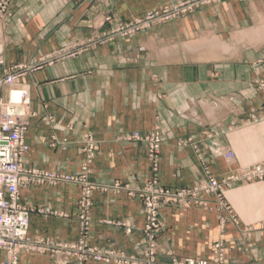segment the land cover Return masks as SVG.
<instances>
[{"label":"crops","instance_id":"crops-1","mask_svg":"<svg viewBox=\"0 0 264 264\" xmlns=\"http://www.w3.org/2000/svg\"><path fill=\"white\" fill-rule=\"evenodd\" d=\"M178 0H13L0 18L6 65H32L60 45ZM33 116L23 165L39 174H81L97 185L83 236L81 185L32 181L20 187L28 234L64 244L141 255L143 206L136 189L155 176L168 188L221 179L264 162V0H223L188 16L116 38L75 58L27 71ZM6 96V90H3ZM158 129L159 163L124 134ZM94 141L87 163L85 135ZM234 152L231 159L224 153ZM119 182L120 190L112 188ZM230 208L164 205L158 254L209 259L221 241L227 264H264V180L232 181ZM129 230V231H127ZM63 255V256H62ZM5 253L0 249V264ZM64 254L22 253L18 264H77ZM88 264H104L89 262Z\"/></svg>","mask_w":264,"mask_h":264},{"label":"built area","instance_id":"built-area-1","mask_svg":"<svg viewBox=\"0 0 264 264\" xmlns=\"http://www.w3.org/2000/svg\"><path fill=\"white\" fill-rule=\"evenodd\" d=\"M13 0H0V18L11 14ZM223 0H178L157 9L146 11L130 20L115 22L105 17L104 23L109 27L89 38L75 40L58 46L40 55L32 65L22 63L6 65L4 43L0 39V249L5 253L3 264H18L22 253L39 252L50 255L64 254L74 257L77 264L100 262L104 264H227L225 247L221 241L212 247L209 259L172 256L163 262L158 254V236L163 222L159 210L164 205L208 207V197H214L218 206L228 209L224 192L232 181H253L264 179V162L241 165L235 171L218 179L209 174L190 187L168 188L160 185L155 176L147 180L144 186L135 190L143 206L144 222L141 232L144 246L140 256L120 249H99L87 245L84 240L78 244H64L42 238H32L28 234L30 209L20 203L19 189L32 181L47 180L49 183L74 182L81 185L78 200L80 226L83 236H87L90 222L89 209L92 191L97 187L87 181V168L81 174H39L23 165V157L28 149L25 137L33 112L30 109L28 88L19 80L27 72L43 65H52L58 61L72 59L98 45L106 44L116 38L134 35L153 25L185 17L194 11L216 4ZM6 96H3V90ZM83 150L87 153V163L94 154L95 146L92 137L85 135ZM122 139L129 142H143L151 159V171L158 169V153L161 146V133L158 129L147 132L138 130L124 134ZM225 159L234 156L232 150L224 153ZM115 187H122L116 182ZM264 226V225H263ZM129 231V230H127ZM63 256V255H62Z\"/></svg>","mask_w":264,"mask_h":264},{"label":"rangeland","instance_id":"rangeland-1","mask_svg":"<svg viewBox=\"0 0 264 264\" xmlns=\"http://www.w3.org/2000/svg\"><path fill=\"white\" fill-rule=\"evenodd\" d=\"M130 20V19H129ZM127 21V20H126ZM264 180V179H263ZM241 181V180H240ZM253 181H258V180H253ZM246 182H251V181H246ZM116 183V182H115ZM115 183H113V185H112V188L113 189H115V190H120L121 189V187L120 188H117V187H115ZM225 193V192H224ZM209 198V197H208ZM264 227V226H263Z\"/></svg>","mask_w":264,"mask_h":264}]
</instances>
